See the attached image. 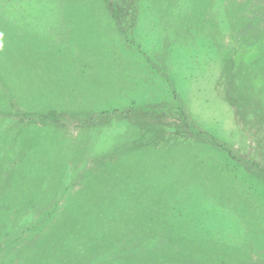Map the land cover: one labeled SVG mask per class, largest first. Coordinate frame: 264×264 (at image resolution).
<instances>
[{
	"label": "rangeland",
	"instance_id": "374dc122",
	"mask_svg": "<svg viewBox=\"0 0 264 264\" xmlns=\"http://www.w3.org/2000/svg\"><path fill=\"white\" fill-rule=\"evenodd\" d=\"M0 264H264V0H0Z\"/></svg>",
	"mask_w": 264,
	"mask_h": 264
},
{
	"label": "trees",
	"instance_id": "16d2710c",
	"mask_svg": "<svg viewBox=\"0 0 264 264\" xmlns=\"http://www.w3.org/2000/svg\"><path fill=\"white\" fill-rule=\"evenodd\" d=\"M120 198H121V197H118V199H120ZM114 205H115L116 207H119L120 211L122 210V208H121V207L123 206L122 204H119V205H118V204L115 203ZM125 207H126V205H125ZM48 212H49L48 215H50V213H51L52 211H48ZM87 214H89V212H87ZM48 215L44 214V216H43L42 218H44V217H46V216H48ZM42 218H40L39 220H41ZM44 219H45V218H44ZM44 219H43V220H44ZM40 227H41V226L37 225V229H39ZM108 238H109V237H108ZM103 239H104V241H105V239H107V237L104 236ZM105 244H107V241L105 242Z\"/></svg>",
	"mask_w": 264,
	"mask_h": 264
}]
</instances>
